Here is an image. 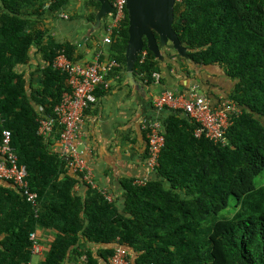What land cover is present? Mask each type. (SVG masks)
Returning a JSON list of instances; mask_svg holds the SVG:
<instances>
[{
  "label": "trees",
  "instance_id": "1",
  "mask_svg": "<svg viewBox=\"0 0 264 264\" xmlns=\"http://www.w3.org/2000/svg\"><path fill=\"white\" fill-rule=\"evenodd\" d=\"M69 1L0 3V141L3 131L11 130L12 146L40 204L36 214L14 186L0 184V264H30V235L41 226L58 233L35 264H67L75 256L83 257L78 264H101L99 257L106 263L114 247L96 256L89 242L128 247L130 257L136 253L133 264H264V186L254 182L264 171V0L176 1L173 27L191 58H183L184 70L194 72L189 62L221 67L233 88L216 99L232 100L242 114L228 129L229 144L221 146L195 137L196 124L171 110L160 176L146 185L129 181L121 208L96 190L89 198L77 196L76 176L51 148L62 127L56 125L50 138L38 132L39 119H55V106L71 90L67 75L54 67L55 57L64 51L71 60L82 58L71 42H59L38 26L43 14L57 15ZM87 2L96 10L101 6L98 0ZM126 13L109 45L110 57L122 64L113 74L127 69ZM33 47L45 61L37 84L20 69L30 62ZM144 50L134 72L151 82L154 72H162V61L147 45ZM162 53L171 58L169 47ZM231 196L235 210L220 218Z\"/></svg>",
  "mask_w": 264,
  "mask_h": 264
},
{
  "label": "crops",
  "instance_id": "2",
  "mask_svg": "<svg viewBox=\"0 0 264 264\" xmlns=\"http://www.w3.org/2000/svg\"><path fill=\"white\" fill-rule=\"evenodd\" d=\"M88 0H70L63 7L69 18H61L50 11L43 14L38 26L48 31L59 42H71L76 46V55H81L80 62H91L95 52L103 48L108 56L109 45L104 44L105 28L112 20V14L107 15L100 25H97L91 15L98 12L95 6L88 5ZM170 48V57L164 55L162 61L161 83L148 85L135 75V82L128 76V70L122 69L110 78V88L102 89L95 93L85 111L82 135L78 140V148L87 159L93 173V179L99 188H105L114 196L113 204L121 208L127 193L129 181L139 180L145 177L157 178V174L149 175L146 170L147 142L145 132L142 130L144 118L158 119L165 127L171 114V110L157 109L153 106V97L158 91L173 90L187 92L191 83H198L201 92L209 97L222 95L233 88V82L225 74L224 70L216 65L193 64L189 62V68L194 72L187 74L184 70L183 57L176 50ZM43 52L38 47L31 49V59L28 64L20 67L25 71L29 80L37 84L40 82L42 67L45 65ZM188 75V76H187ZM40 108V107H39ZM38 108V109H39ZM175 113V111H173ZM180 117H185L182 112H176ZM181 113V114H180ZM53 146V145H52ZM77 182L74 191L77 196L89 198L92 188L88 180L80 173L74 174ZM160 176V175H159ZM162 177H159L161 179ZM4 186L12 184L0 180ZM14 188V187H13ZM100 193V192H99ZM37 233L43 239L44 250L48 248L57 235L56 228L39 227ZM3 236H0V240ZM89 244L98 252L106 247H115V244L100 245L94 242ZM43 259V255H35ZM34 256V257H35ZM101 256V255H100ZM33 257V258H34ZM135 256H132L134 260ZM101 264H106L103 257H99ZM68 259L67 264L81 263L83 258L75 256ZM39 261V262H40ZM38 262V263H39ZM37 263V262H36Z\"/></svg>",
  "mask_w": 264,
  "mask_h": 264
},
{
  "label": "built area",
  "instance_id": "3",
  "mask_svg": "<svg viewBox=\"0 0 264 264\" xmlns=\"http://www.w3.org/2000/svg\"><path fill=\"white\" fill-rule=\"evenodd\" d=\"M56 1V0H51ZM115 12L111 22L105 28L104 44L110 45L114 34L119 30L122 21L127 17L126 0H111ZM1 3V0H0ZM61 18H69V14L62 9L57 13ZM143 62L147 51L142 50ZM140 52V53H141ZM140 55V54H139ZM105 56L104 58H102ZM121 62L108 56L103 48L95 52L91 62L74 61L68 58L64 51L54 59V67L67 75V81L71 86L70 91L63 94L62 100L55 106L56 118H40L39 134L50 138L56 128L61 126L58 138L52 144V149L66 159L68 172L81 173L88 180L92 188L98 191L108 200L113 201L114 196L105 188H99L93 179V173L87 159L78 148V140L82 135V126L85 111L95 98L98 87L110 88V74L121 67ZM140 80L146 84H160L161 74L154 72L153 80ZM153 106L157 109H167L182 112L186 118L195 125L194 136L206 138L215 145L226 146L229 144L227 132L234 123V117L242 114V109L230 99L221 101L213 100L199 89L196 82H192L187 92L163 90L158 91L153 97ZM39 110H43L42 107ZM145 132L147 142L146 168L152 172L160 165V157L166 145V131L164 124L158 119L144 118L141 125ZM0 180L12 184L17 192L26 197L37 211L40 209L39 194L32 190L28 180V170L25 164L19 163L18 155L12 146V132L5 129L0 141ZM145 184V180L139 181ZM32 253L44 255V245L38 240V234L32 232ZM108 264H130L127 259V251L122 245H117L112 255L108 257ZM32 264V263H30Z\"/></svg>",
  "mask_w": 264,
  "mask_h": 264
},
{
  "label": "water",
  "instance_id": "4",
  "mask_svg": "<svg viewBox=\"0 0 264 264\" xmlns=\"http://www.w3.org/2000/svg\"><path fill=\"white\" fill-rule=\"evenodd\" d=\"M101 4L96 13L97 25L115 12L111 0H98ZM129 19V39L126 47V66L128 76L134 80V67L140 52L147 45L155 56L164 60L162 48L167 45L177 51L179 56L191 60L173 25L175 21V4L177 0H126ZM158 34L159 38L156 36Z\"/></svg>",
  "mask_w": 264,
  "mask_h": 264
},
{
  "label": "rangeland",
  "instance_id": "5",
  "mask_svg": "<svg viewBox=\"0 0 264 264\" xmlns=\"http://www.w3.org/2000/svg\"><path fill=\"white\" fill-rule=\"evenodd\" d=\"M254 182H255V185L256 186H264V171H262L261 173L257 174L256 177L254 178ZM231 198V205L228 207V208H225L223 209L221 212H220V218H222L223 216H230L235 208L233 206L234 202H235V199L233 196L230 197ZM33 261L34 263H38L40 261V258L38 256H35L33 258Z\"/></svg>",
  "mask_w": 264,
  "mask_h": 264
},
{
  "label": "clouds",
  "instance_id": "6",
  "mask_svg": "<svg viewBox=\"0 0 264 264\" xmlns=\"http://www.w3.org/2000/svg\"><path fill=\"white\" fill-rule=\"evenodd\" d=\"M120 69V68H119ZM115 71V70H114ZM113 71V72H114ZM113 72H112V74H113ZM135 73V72H134ZM111 76V75H110ZM112 77V76H111ZM110 77V78H111ZM51 148H52V145H51ZM160 160H161V157H160ZM159 160V161H160ZM145 165H146V163H145ZM160 166H161V161H160V165L158 166V168L156 169V170H154V171H152V172H150V171H148L147 170V168H146V170H147V173L149 174V175H151V174H157V176H159V174H158V169L160 168ZM146 179V183L145 184H140L139 183V181H141V180H145ZM150 180H152V178H149L148 176L147 177H145V178H142V179H139V180H133V185L134 184H137V185H146ZM15 188V187H14ZM101 194V193H100ZM104 197V196H103ZM105 198V197H104ZM106 199V198H105ZM107 200V199H106ZM108 201V200H107ZM109 203H113L114 202V200L113 201H108ZM115 244V247L117 246V245H122V244H120V243H118V242H116V243H114ZM123 246V248H125L126 249V251H127V259H128V261L130 262V264H133L132 263V257H130L129 255H128V247H125L124 245H122ZM115 247H114V250H115ZM114 252V251H113ZM35 256V254H33V257ZM44 256V255H43ZM83 258V257H82ZM108 260V259H107ZM31 262V261H30ZM32 264H35L34 263V261L32 260V262H31ZM106 264H108V261L106 262Z\"/></svg>",
  "mask_w": 264,
  "mask_h": 264
}]
</instances>
